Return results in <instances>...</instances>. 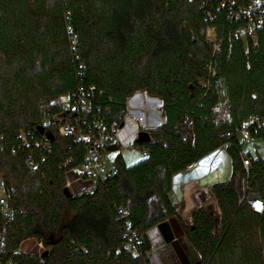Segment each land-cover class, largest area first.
Returning <instances> with one entry per match:
<instances>
[{
    "label": "trees",
    "instance_id": "1",
    "mask_svg": "<svg viewBox=\"0 0 264 264\" xmlns=\"http://www.w3.org/2000/svg\"><path fill=\"white\" fill-rule=\"evenodd\" d=\"M231 1L250 0H0V174L12 211L2 264H160L148 233L176 215L174 174L228 142L231 175L212 186L219 213H193L188 234L199 256L188 264H264V218L247 202L248 184L264 193V156L247 172L237 150L241 124L264 115V31L255 42L236 35L243 21L230 18ZM79 87H93L91 112L122 125L121 142L148 153L132 165L116 155L115 174L69 197L68 173L84 147L52 117ZM140 90L161 99L164 123L145 128L149 142L135 138L142 127L128 115ZM253 135L264 139V128ZM45 136L50 149L39 145ZM43 156L37 171L27 167ZM122 204L145 233L143 254L125 246ZM32 237L46 256L20 251Z\"/></svg>",
    "mask_w": 264,
    "mask_h": 264
},
{
    "label": "built area",
    "instance_id": "2",
    "mask_svg": "<svg viewBox=\"0 0 264 264\" xmlns=\"http://www.w3.org/2000/svg\"><path fill=\"white\" fill-rule=\"evenodd\" d=\"M207 15L209 17L212 16L210 11L207 12ZM229 16L233 20L243 21L242 25L236 28L235 34L244 40L251 39L255 42L260 30L264 31V0H250L246 5H235V2L231 1ZM207 38L210 41L217 40L215 27L209 26L207 28ZM213 73H215L214 70ZM92 90L93 87H91V91L79 87L73 98L69 99L66 105L61 102L62 98H60L58 103L64 107V110L52 117V120L59 124L57 129L60 135L70 137L73 142L84 147L82 163L70 171L75 174V181L84 184V186L79 191H76L73 186L74 182L69 177L66 183L71 192L78 195L94 191L101 182L116 173L113 159L107 158L106 154L108 151H112L109 148L110 145L117 144L119 147L122 143L120 140L122 125L116 121H108L103 114L91 112ZM261 128H264V115H251L237 130L238 141L241 143V147L237 150L247 172L251 169L253 156L250 152H246L245 146L248 143L256 142L257 138L253 135V131L257 132ZM21 139L24 146L29 145L25 132H22ZM39 145L46 149L51 148V143L46 136L39 141ZM232 145L231 142L225 143L217 151H227V147ZM144 151L146 154L148 153V149L144 148ZM45 159L46 156H43L41 161L28 157L26 159L27 167L31 171H37ZM70 160L68 159L67 161ZM198 164L199 161L191 162L184 171L192 170ZM184 187L186 188V185ZM191 191L194 194L200 193L202 198H208L200 207H205L209 211L216 213L217 208H219L218 200L211 185H201L200 180L195 179L191 182ZM247 192L249 206L255 213L264 218V193L255 190L249 184L247 185ZM0 207L4 217L0 222V264H2L1 254L5 246V230L12 213L7 204L2 174H0ZM176 214H179L185 224L192 226L193 214L182 212L180 206H176ZM129 216L130 210L126 204L117 206V217L123 223V236L126 239L125 246L127 250L134 255L143 254L145 252V233H141L133 227ZM6 264L16 263L10 260Z\"/></svg>",
    "mask_w": 264,
    "mask_h": 264
},
{
    "label": "rangeland",
    "instance_id": "3",
    "mask_svg": "<svg viewBox=\"0 0 264 264\" xmlns=\"http://www.w3.org/2000/svg\"><path fill=\"white\" fill-rule=\"evenodd\" d=\"M68 101V97H62L61 102L63 104L66 105ZM127 104L131 108L129 111V107L127 106L129 117L140 127L150 128L163 124L164 117L161 113V99L159 97L148 95L146 91L140 90V92L130 98L129 101L127 100ZM148 110L150 111L147 112ZM126 128L127 127H125L124 134L126 133ZM245 150L246 152H250L254 157L264 156V139L260 138L257 139L255 143H248L245 146ZM118 154L122 155L128 165H132L146 156V152L141 145H136L132 141L129 144L125 139L121 143L119 149L108 151L106 155L107 158L114 159ZM212 161L214 170L210 173V176L205 179V182L202 183L204 186L212 185L213 181H227L231 175V159L227 151L216 150L208 154L203 162L209 166ZM68 177L74 182L73 186L76 191H79L84 186V184L75 181V174L73 172L68 173ZM47 250L49 249L45 247L44 243L35 237L26 239L20 246V251L24 253L41 254Z\"/></svg>",
    "mask_w": 264,
    "mask_h": 264
},
{
    "label": "crops",
    "instance_id": "4",
    "mask_svg": "<svg viewBox=\"0 0 264 264\" xmlns=\"http://www.w3.org/2000/svg\"><path fill=\"white\" fill-rule=\"evenodd\" d=\"M128 107L130 111L131 108L130 106ZM206 156L199 160L198 166L194 169L188 171L183 170L177 172L173 176L170 198L175 206L181 207L182 212L193 214L201 205H203L204 201L208 200V198H202L200 193L194 194L191 191L192 181L199 179L200 184L202 185V183L205 182V179H207V177L210 176V173L214 170L213 161L209 166L203 162ZM216 183L219 182L213 181L211 186ZM184 184L186 185V188L184 187ZM216 213H219V208H217ZM169 221L175 235L174 240L167 243L157 227V234L152 235L148 233L151 240L150 252L155 253L160 264H188L194 262L198 259L199 255L188 234L191 225L185 224L179 214L174 215Z\"/></svg>",
    "mask_w": 264,
    "mask_h": 264
},
{
    "label": "water",
    "instance_id": "5",
    "mask_svg": "<svg viewBox=\"0 0 264 264\" xmlns=\"http://www.w3.org/2000/svg\"><path fill=\"white\" fill-rule=\"evenodd\" d=\"M140 91L135 92L131 97H129L128 101L130 100V98H132L135 94L139 93ZM136 139L140 142H149L151 140V134L149 131H147L145 129V127H142V129H140L137 134H136ZM110 150L115 151L118 149V145L117 144H113L109 146ZM64 191L66 193L67 196H72V192L70 190V188L68 186H66L64 188ZM158 229L161 232L164 240L167 243H170L174 240L175 235L171 226V223L169 220H164L162 222H160L158 224ZM48 254V251L44 252V256H46Z\"/></svg>",
    "mask_w": 264,
    "mask_h": 264
},
{
    "label": "bare ground",
    "instance_id": "6",
    "mask_svg": "<svg viewBox=\"0 0 264 264\" xmlns=\"http://www.w3.org/2000/svg\"><path fill=\"white\" fill-rule=\"evenodd\" d=\"M150 110H148L147 112H149Z\"/></svg>",
    "mask_w": 264,
    "mask_h": 264
}]
</instances>
